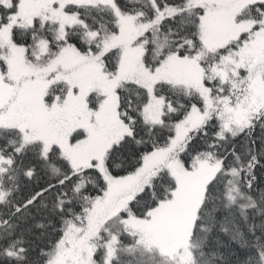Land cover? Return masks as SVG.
<instances>
[{
    "label": "snow or ice",
    "instance_id": "obj_1",
    "mask_svg": "<svg viewBox=\"0 0 264 264\" xmlns=\"http://www.w3.org/2000/svg\"><path fill=\"white\" fill-rule=\"evenodd\" d=\"M0 264H264V0H0Z\"/></svg>",
    "mask_w": 264,
    "mask_h": 264
}]
</instances>
